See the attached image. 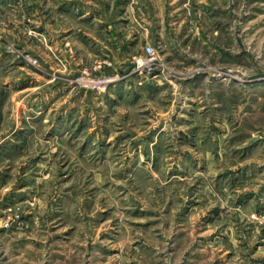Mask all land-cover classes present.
<instances>
[{"label": "rangeland", "instance_id": "obj_1", "mask_svg": "<svg viewBox=\"0 0 264 264\" xmlns=\"http://www.w3.org/2000/svg\"><path fill=\"white\" fill-rule=\"evenodd\" d=\"M19 125L0 264H264V0H0V138Z\"/></svg>", "mask_w": 264, "mask_h": 264}, {"label": "crops", "instance_id": "obj_2", "mask_svg": "<svg viewBox=\"0 0 264 264\" xmlns=\"http://www.w3.org/2000/svg\"><path fill=\"white\" fill-rule=\"evenodd\" d=\"M87 14L88 12L87 11H84L83 12V16L84 18L87 17ZM61 85L58 86H43V93H47L48 94H51L53 95V93H55L56 91H59L61 90ZM64 88H66V86H63ZM38 97V96H37ZM38 98H36L35 100H37ZM37 108L40 110L41 108H44L45 105L44 103H38L37 104ZM66 110L64 112V114L66 115ZM57 117V118H56ZM65 116L63 114H60L58 113L57 116H53L52 119L49 120H46L45 118H42V117H39L37 115L35 116H31V120H34L35 122H41L42 123H47L49 126H50V129H51V133L52 135L54 136L56 133H57V130L59 129V125L61 124V122L63 121V118ZM57 119V122L56 120ZM23 126H25L23 124ZM24 128L22 127V125H19L17 127H14L13 129H11L10 133L5 135L4 137H1L0 138V157L1 156H6L7 155V158L6 161L8 162L9 161V157L11 155H13L17 150H18V147H19V143L22 142L21 140H24V138L22 137L23 135V130ZM28 164L26 165H23L20 167V169H22V171L19 172V174L21 175L20 177V180L24 179V180H27V175H28ZM10 169V166L7 164L4 163H0V178L1 177H4V178H7L6 176L8 175L7 173H11V170L9 171ZM9 180V179H8ZM22 187L18 188L16 191H21Z\"/></svg>", "mask_w": 264, "mask_h": 264}, {"label": "built area", "instance_id": "obj_3", "mask_svg": "<svg viewBox=\"0 0 264 264\" xmlns=\"http://www.w3.org/2000/svg\"><path fill=\"white\" fill-rule=\"evenodd\" d=\"M156 57L154 56V49L152 46L146 47V57L139 58L134 64V71H138L142 74L144 71L151 74V65L155 61ZM118 80V77H91L89 72H83L82 75L75 80L72 84H77L80 87L93 88L97 90L105 89L110 83Z\"/></svg>", "mask_w": 264, "mask_h": 264}]
</instances>
